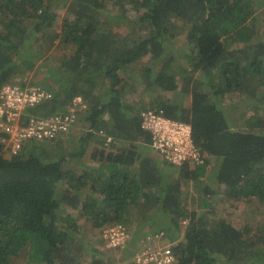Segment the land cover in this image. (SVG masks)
<instances>
[{"label": "trees", "instance_id": "obj_1", "mask_svg": "<svg viewBox=\"0 0 264 264\" xmlns=\"http://www.w3.org/2000/svg\"><path fill=\"white\" fill-rule=\"evenodd\" d=\"M126 1L145 10L140 20L146 33L133 41L110 37L101 28L109 0H0V89L17 83L50 93L28 106L24 119L67 113L76 96L87 106L75 110L71 124L87 133L69 140L68 153L54 139L30 141L15 155L0 144V264H18L27 255L24 264H81L82 246L72 240L79 232L77 219L59 213L62 202L84 212L98 244L105 245L101 232L111 224L121 223L129 233L126 244L109 248L121 256L94 264L130 263L165 238L175 241L178 264H264V225L217 212L230 199L264 205V31L259 35L257 25L264 0H116L123 11ZM59 9H65L60 23ZM183 32L188 46L179 67L183 82L178 98H166L161 92L179 88L169 72L172 57L162 58L158 71L143 59L159 60L167 40ZM54 54L65 72L64 78L55 75V84L66 80L64 91L23 77L40 57ZM139 83L160 91L148 102L128 101ZM99 84L108 97L98 103ZM235 93L261 96V104L253 105L250 115V108L235 106L236 115L229 116L222 104ZM143 110L190 123L200 160L176 164L151 155V134L141 127ZM107 136L113 138L108 146ZM92 141L98 166L83 161ZM202 177L215 182L216 190L208 181L201 185ZM191 180L205 194L188 210L183 188ZM133 206L158 212L134 230Z\"/></svg>", "mask_w": 264, "mask_h": 264}, {"label": "rangeland", "instance_id": "obj_2", "mask_svg": "<svg viewBox=\"0 0 264 264\" xmlns=\"http://www.w3.org/2000/svg\"><path fill=\"white\" fill-rule=\"evenodd\" d=\"M132 3L126 1L125 5L127 7L126 11H123L122 6L119 4V2H116V0H109L108 2V6L106 8V10H103L102 15H101V23H102V29L106 30L108 33V36L113 37L115 36L117 39L128 36V40H132L133 39H138V35H144V33H146V30L142 29V22L140 20L141 15L144 13V9L143 8H138L136 6H132ZM65 9H59L60 12V16L58 18V21L60 23L61 21V17L64 13ZM264 14H261V16L259 17V20L257 21V25L261 26L259 27V35H261L263 33V24H264ZM58 23V28L60 29V24ZM263 35V34H262ZM132 41H129V45L133 46L134 44L132 43ZM167 48L164 51V53L162 54L161 58L159 60L156 61H148V58L150 57L149 55L143 59V63H146L148 65L153 66V69L155 71L160 70L161 65L163 63V60H161L162 58L165 60H168L170 57H172V60L170 62V68H169V72L171 71L172 73H175L176 78H177V82H178V90L176 91V93H172L169 91L166 92H161L163 93V95L168 98V97H174V96H179L178 92L180 90V86L182 85V77H183V73L180 74L179 70H180V63H185V58H184V54L187 51V39L185 37V32L180 33L179 36L175 37V38H171V40H167ZM169 47V48H168ZM69 49V47L67 48ZM62 51V50H61ZM63 52V51H62ZM59 53V51L57 52ZM161 61V62H160ZM58 67H60L59 64V60L56 58V55H52L49 58H46L45 56L40 57V59H38L35 68L30 71L27 72L26 74L23 75V77L25 76V79L27 80H31V79H35V78H41L42 80L46 81L49 86L51 85V83H53V87L55 91H64L63 87L66 86V80H62L63 83H58L55 84L58 80L56 79V76H62V78L65 77V72L64 71H60V69H58ZM170 72V73H171ZM56 75V76H55ZM64 76V77H63ZM21 78V77H20ZM68 81V79H67ZM144 84L145 83H139L136 85L135 87V91L132 92H128L129 94H127L129 96L128 101L132 102V101H136L139 100L140 98H143L145 100V102L149 101V98L152 97V95L154 94H158V92L160 91V89L157 86H149L147 88H144ZM202 89H205V86H201ZM106 88L105 85L99 84L98 85V89L94 90V99L99 102H102V100L105 97H108V95L106 94V91L103 89ZM261 96H253L252 94H246L245 96H242L238 93L232 94L231 98H226L223 101L222 106L225 107L226 109L229 108L228 111V115L232 116L233 114H235V111L232 112L233 108L235 109V106H241L246 108H250L247 112L248 115L253 113V110L251 109V107L254 105L256 107H258L261 103L259 102ZM178 98V97H177ZM183 103L185 105H188L189 102L191 101V96H185L183 99ZM93 106V104H92ZM87 107V106H86ZM86 109V108H85ZM88 110V109H87ZM86 110V111H87ZM256 110V109H255ZM239 112V111H238ZM263 113H261L262 115ZM236 115V114H235ZM105 119H109V115H105L104 116ZM86 126L88 127V124L85 123ZM84 129L86 128H80V127H75L74 128H70V130L68 131V133H64L61 134L59 136H56L54 138L55 141H59L61 140V143H63V150L68 153L71 149H73L72 147H69V140L71 139L72 141L77 140V138L80 137V135H82V133H87ZM87 130V129H86ZM53 140V139H52ZM70 140V141H71ZM43 140L38 141L40 144L42 143ZM30 143L29 141H25V146H28ZM48 146L51 148V146L48 144ZM97 147V144L95 143V141H92L90 143V145L87 147V151H86V155L83 156V161L86 164H90V165H95L98 166V164L100 162H98V160L92 158L91 156V152ZM29 148H31V146H29ZM28 148V149H29ZM62 149H60L62 151ZM52 150V148L50 149ZM58 150V148H54L53 151L57 152L60 151ZM144 149H140V152H143ZM63 152V151H62ZM60 155V154H59ZM151 155L156 156L158 159H162L159 155L157 156L156 153L154 151L151 150ZM163 168L165 169H169V166H165L163 164ZM177 172H174V174ZM202 181V182H201ZM211 185L212 190H216L217 184L215 182H213L211 179H208L206 177H202L200 179L201 185L204 184V182H207ZM66 188V185L64 186ZM199 187V186H198ZM198 187L195 186V183L193 182V180H191L186 186H184V197L187 196V199L183 198V201L186 203L184 205V203H182L186 208H188V210H191L193 208H196V205L198 204V200H199V196L203 195L205 193H201L200 191H198ZM203 187V186H202ZM57 192H61L60 190ZM59 194V193H58ZM207 197L212 200L213 196L212 193L208 194ZM198 198V199H197ZM62 208L60 207L59 213L62 215H67V214H72L73 217H76L77 219V223H78V229L79 232L78 234H74L72 238L76 239V241H78L80 243V245L82 246V255L80 258L81 264H94V261L96 259H100L102 257V259L106 260V258L110 257L111 259L116 258V256H121V252L120 251H110L109 248H107L105 245H101L98 244L97 240H98V235H97V231H95V229H93L89 224L90 222L85 218V214L84 212L79 209V210H73L71 205L66 204L64 202H62ZM148 208V207H147ZM221 206L219 205L218 207V214L221 215L224 213L226 215V213H229V217L233 216V218H236L238 220H244L247 221L248 223H250L253 227L256 226H263L264 225V205L260 204L258 201L256 200H252L249 202H246L243 204V202L241 201H237L235 199H230L229 203L227 204V206H225V208H229L228 210H226L225 208L220 211ZM134 211V225H133V229H143L146 225H145V221H147V215L151 214L152 216H155L157 214V208L155 209H149L146 210L144 208H141V206H139L137 208V206H133L132 208ZM202 209V208H201ZM216 212V213H217ZM155 220L157 221V225H159L160 222V218L157 217L155 218ZM187 221H184V223H186ZM183 229V226H182ZM184 233V230L181 231V237ZM165 242H168V239L165 238ZM28 257L27 256H22L19 259L18 264H24L25 258ZM55 264H59V263H55ZM62 264V263H61ZM65 264V263H63ZM219 264H223V263H219ZM238 264H249L247 260H242L240 263Z\"/></svg>", "mask_w": 264, "mask_h": 264}, {"label": "built area", "instance_id": "obj_3", "mask_svg": "<svg viewBox=\"0 0 264 264\" xmlns=\"http://www.w3.org/2000/svg\"><path fill=\"white\" fill-rule=\"evenodd\" d=\"M50 93L37 86L23 87L20 84L7 83L0 89V144L10 154H18L25 146V141L54 139L68 132L75 118L78 107L86 108L81 96L72 101V109L67 113H55L48 117L32 115L25 117L28 106H34ZM141 127L151 134L150 148L169 162L181 164L187 160H200V154L193 141L192 125L175 118L163 116L153 110L141 112ZM101 134L104 133L102 130ZM113 138L107 136L105 144L112 143ZM101 237L107 248L124 245L128 242L129 233L121 223L106 226ZM152 237L147 236V240ZM175 241L161 243L145 248L137 253L128 263L114 264H178L174 250Z\"/></svg>", "mask_w": 264, "mask_h": 264}, {"label": "clouds", "instance_id": "obj_4", "mask_svg": "<svg viewBox=\"0 0 264 264\" xmlns=\"http://www.w3.org/2000/svg\"><path fill=\"white\" fill-rule=\"evenodd\" d=\"M169 242V241H168ZM166 243V242H165Z\"/></svg>", "mask_w": 264, "mask_h": 264}]
</instances>
